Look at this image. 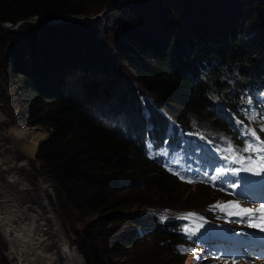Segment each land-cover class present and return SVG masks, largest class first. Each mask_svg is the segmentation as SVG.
Masks as SVG:
<instances>
[{"label": "trees", "instance_id": "16d2710c", "mask_svg": "<svg viewBox=\"0 0 264 264\" xmlns=\"http://www.w3.org/2000/svg\"><path fill=\"white\" fill-rule=\"evenodd\" d=\"M34 15L86 16L0 28L18 115L49 130H28L35 149L45 138L41 172L61 206L101 214L75 240L85 264H146L125 248L147 236L154 249L143 256L158 255L150 264H166L163 252L183 264L159 213L180 182L146 158L145 137L228 131L221 118L248 107L264 74V0H0V23Z\"/></svg>", "mask_w": 264, "mask_h": 264}, {"label": "rangeland", "instance_id": "374dc122", "mask_svg": "<svg viewBox=\"0 0 264 264\" xmlns=\"http://www.w3.org/2000/svg\"><path fill=\"white\" fill-rule=\"evenodd\" d=\"M103 6V9L88 18L93 20L101 17L108 5L105 3ZM27 23L31 22L27 21ZM22 24V22L18 23L13 30H16L18 26ZM1 31L6 30L1 28ZM2 55V50H0V60ZM1 67L0 62V223L7 224L11 217H17L20 222L26 224L27 219L30 220L34 218L32 224L34 229H36L35 220L40 218L44 220L43 216L44 218L47 216L44 214L46 212L41 206V202L39 203V200L41 199L39 197L41 195L43 196V202L46 201L49 208L53 211L56 220L59 221L62 232L66 237V241L75 256V259L79 264H84L83 256L78 252L75 244L76 237L79 236L83 230L88 228V226H86L88 221L96 219L97 215L101 214L99 211L81 213L67 204L65 205L69 209L64 205L61 206L60 202L62 201H59L58 196L56 195L53 181L49 176L41 172L42 169L36 154L37 148L40 144L37 145V148L35 149L33 147V142L36 137L31 136L28 132V130H34L40 127L46 132V134H44L46 138L49 130L45 125L40 123L30 125L23 117H19V109H24L23 105L20 104V100L17 101L15 97H13L15 91L11 87H8L9 84L6 79L7 77L4 76ZM239 136H243L242 131L239 132ZM45 138H43V140ZM241 142L243 145L245 144V141ZM11 171L14 174L13 177L15 180H12L14 185H12V181H8L12 176L11 174H8ZM18 180L26 182L25 184L28 187V192L34 196H30L27 200V192L18 186ZM257 182L259 186L264 184L260 179ZM198 187L204 188L206 186L200 184L180 183L178 189L172 191L171 194L167 196H163V200L167 202V210L173 212L174 210H183L187 208H200L203 207L204 204L216 199L222 200L220 198L222 196L218 194L214 188L209 189L207 187V192L202 191L201 193H198L193 190ZM151 193L155 194L154 192ZM187 194L190 195L186 196ZM185 196L189 197L193 202L182 206ZM153 198H155V195ZM125 199H127V197H125ZM123 220L124 219L120 220V222H123ZM45 226H49L48 220L45 222ZM153 249L154 244L149 236H147L143 238L141 242H133L131 246L125 248V251H132V253L136 252L144 255V251H151ZM24 252L26 253L28 260L23 262V264H36V262L34 263L33 261L36 260L39 262L41 259V250L39 249L27 247ZM148 253L149 255L140 256L143 257V263L150 264L156 259V256H158L155 253ZM79 254L82 256L83 260ZM15 256L14 252L9 248L7 240L4 239L3 234L0 232V264H20V259ZM159 257L164 258L166 264H171L168 261L173 259L169 258L165 252L159 253ZM179 259L181 262H183V260L188 261V257L184 256H180ZM132 260H134V258H132ZM235 264L241 263L236 261Z\"/></svg>", "mask_w": 264, "mask_h": 264}, {"label": "bare ground", "instance_id": "6f19581e", "mask_svg": "<svg viewBox=\"0 0 264 264\" xmlns=\"http://www.w3.org/2000/svg\"><path fill=\"white\" fill-rule=\"evenodd\" d=\"M81 20H68L67 22L58 25H69L75 23L76 21H81ZM33 24H40V23H33ZM49 26H54V25H49ZM8 174L12 175L9 179L7 178L8 181L9 180L12 181L14 179L13 172L11 171ZM25 183L26 182H22L21 180H18V186L21 187L22 190L24 189V191L27 192L26 199L28 200L30 196H34V195L28 192V187ZM12 185H14L13 181H12ZM39 198H41L39 200V203L41 202V206L46 212L44 214L47 216H45V218L43 216L44 220H42L41 218L35 220L36 229H34L32 224V220H34V218L30 220L27 219L26 224L20 222V220H18L17 217L16 218L11 217L10 221L7 224L0 223V232L3 234L4 239L7 240V243L9 244V248L14 252V255H16L15 257L20 259V264H23V262H26L28 260V258L26 257V253L24 252V250L27 247L41 250L40 261L39 262H37L36 260L33 261L34 263L36 262V264H79L78 261L75 259V256L71 251L68 242L66 241V237L63 234L59 221L56 220L53 211L49 208V205L46 203V201L43 202V196L40 195ZM238 217L240 216L232 217L231 219H235ZM47 220L49 222L48 227L45 226V222ZM193 221H195V219H193ZM255 243L256 241H252L249 244V249L247 251V254L252 253L253 251L252 248Z\"/></svg>", "mask_w": 264, "mask_h": 264}, {"label": "snow or ice", "instance_id": "6c2138e0", "mask_svg": "<svg viewBox=\"0 0 264 264\" xmlns=\"http://www.w3.org/2000/svg\"><path fill=\"white\" fill-rule=\"evenodd\" d=\"M252 119H255V116L252 117ZM261 131H264V128H261ZM247 135H250L253 137L258 143L252 144V143H246L245 147L243 149H235L230 143L226 149L227 152L233 153L231 156V161L233 163H240L242 165L241 169H236L234 171H246L251 172L254 175L260 176L262 173H264V157H260L258 159H253L252 157L247 158V164L245 163V157L239 156L237 157L234 155L235 152L241 151V152H264V141L260 140V138L257 136V133L254 129H248ZM173 174L179 175L180 179L184 180L185 177L183 175H180L179 172H174ZM221 174V171L218 170L217 176H212L211 179L215 181L217 177ZM188 183H193L192 180H187ZM231 187L236 188L237 185L233 184ZM214 207L218 208L220 211H227V214L229 216H248L250 219L255 217V220H253L251 226L252 227H259L261 231H264V204L260 206L259 209H250V208H243L238 203L234 202H227L225 204H217ZM258 214V215H257ZM194 213H189L184 219H187L188 217L195 216ZM258 221V222H257ZM185 233L193 232V229L185 228ZM187 252H194L195 249H186Z\"/></svg>", "mask_w": 264, "mask_h": 264}, {"label": "water", "instance_id": "95a60500", "mask_svg": "<svg viewBox=\"0 0 264 264\" xmlns=\"http://www.w3.org/2000/svg\"><path fill=\"white\" fill-rule=\"evenodd\" d=\"M56 18H58V19H56ZM83 18H85V16H82V15H66V16H61V17L60 16H58V17H48V16H45V15H34V16H30V17H28L26 19L18 20V21L14 22V23L1 22L0 23V27L3 30L7 31V30H11V29L15 28L18 23L23 22V21H26V22L30 21L31 23H44V24H47V25H58V24H62L64 22H67L68 20H81ZM74 248H75V246H74ZM80 257L82 259L81 255H80Z\"/></svg>", "mask_w": 264, "mask_h": 264}]
</instances>
